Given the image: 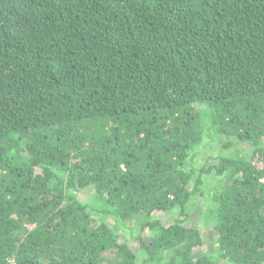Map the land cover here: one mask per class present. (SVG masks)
I'll use <instances>...</instances> for the list:
<instances>
[{
  "label": "trees",
  "instance_id": "16d2710c",
  "mask_svg": "<svg viewBox=\"0 0 264 264\" xmlns=\"http://www.w3.org/2000/svg\"><path fill=\"white\" fill-rule=\"evenodd\" d=\"M219 259L264 264V0H0V264Z\"/></svg>",
  "mask_w": 264,
  "mask_h": 264
},
{
  "label": "rangeland",
  "instance_id": "374dc122",
  "mask_svg": "<svg viewBox=\"0 0 264 264\" xmlns=\"http://www.w3.org/2000/svg\"><path fill=\"white\" fill-rule=\"evenodd\" d=\"M203 104H198V108L203 109ZM200 151L203 153L200 156V159L205 163L204 165H209L212 163L216 162V159H214L219 153H222L224 155H231L233 154L235 151L237 152H241L242 150L245 149V144H237L235 146H231L229 148H224L222 146V143L217 139V141H214L212 139V134L208 133L207 131H205L204 133V140L202 143V147L199 146ZM224 183H226V180L223 181ZM209 186H207V184L202 188V190L204 191V193H206V190ZM77 197L82 200L83 202L88 203L89 207H94L97 203V200L94 197V192H93V187H86L81 189L78 193H77ZM209 201V200H208ZM208 201L205 202L204 199L200 196L199 198H195L191 201V204L189 205V212L188 215L186 217L187 220V224L190 227H195L199 230L200 235L202 237V245L199 246V248H197L200 251H205L208 252L211 255H217L216 251H215V247H216V242H215V236L213 235V225L210 221V219L208 218V214L207 211L204 212V207L206 209V205L208 204ZM101 204H99L100 207ZM95 216L97 217L98 215L95 214ZM107 216V215H106ZM104 215V218L106 217ZM137 216H132L128 219H125L123 222L125 225H127L128 227L130 225H133V222L136 220ZM111 218V219H110ZM162 221H172L173 220V214L169 211H166L164 213H162V215L160 216ZM106 222L109 225H112L114 223V220L112 217H108L106 219ZM28 228H31V225L27 226ZM119 235L120 237L125 240L128 245H130L132 248H134V250L138 249V242L135 238V235H131L128 234L127 232H125L123 229L120 228L119 230ZM198 250H196L198 252ZM219 261L221 262V264H231L228 263L226 261H224V259H219ZM226 262V263H225Z\"/></svg>",
  "mask_w": 264,
  "mask_h": 264
},
{
  "label": "built area",
  "instance_id": "2783aa9c",
  "mask_svg": "<svg viewBox=\"0 0 264 264\" xmlns=\"http://www.w3.org/2000/svg\"><path fill=\"white\" fill-rule=\"evenodd\" d=\"M9 264H12L11 262Z\"/></svg>",
  "mask_w": 264,
  "mask_h": 264
}]
</instances>
